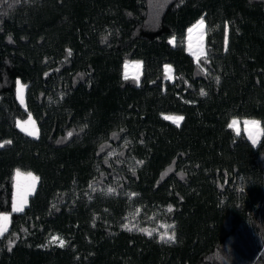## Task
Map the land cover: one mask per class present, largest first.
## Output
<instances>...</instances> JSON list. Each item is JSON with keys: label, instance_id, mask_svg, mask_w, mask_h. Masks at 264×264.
<instances>
[{"label": "trees", "instance_id": "1", "mask_svg": "<svg viewBox=\"0 0 264 264\" xmlns=\"http://www.w3.org/2000/svg\"><path fill=\"white\" fill-rule=\"evenodd\" d=\"M0 145V264H264V0H0ZM18 171L38 182L11 212ZM135 213L175 241L124 230Z\"/></svg>", "mask_w": 264, "mask_h": 264}, {"label": "rangeland", "instance_id": "2", "mask_svg": "<svg viewBox=\"0 0 264 264\" xmlns=\"http://www.w3.org/2000/svg\"><path fill=\"white\" fill-rule=\"evenodd\" d=\"M198 22L189 29L191 31L188 30L186 38V51L196 63H199L200 60L205 58V25L200 27ZM140 74L141 64L138 62H127L123 65V77L125 79L132 78L138 81ZM164 74L168 81L173 80V71L171 69L164 68ZM17 100L19 104L25 109L24 87H22L19 83L17 84ZM164 118L176 126H179L181 123V120L176 119L178 118L177 116H164ZM252 122L253 121L251 120H232L230 122V128H232L237 135L243 133L250 144L255 147L260 141L262 129L260 124L256 125ZM17 126L19 130L27 134L29 137L33 139L38 138V130L32 118L29 117L25 122H18ZM29 132L33 133V135H29ZM254 140L255 143L253 142ZM37 182V179L33 181L32 177H30L27 173L19 172L18 175L17 172H15L11 212L23 211L27 205L28 198L35 192ZM14 203L18 207H22V211H14ZM4 216H7L8 219H3ZM9 216L10 214L8 213L0 214V228L4 229V231L0 233V237L7 231L9 227ZM123 228L127 231L142 233L149 237H155L158 240H161V236L164 233H172V225L163 223L160 219V214L158 213L152 215L140 213L130 214L125 218ZM149 232L151 235H148Z\"/></svg>", "mask_w": 264, "mask_h": 264}, {"label": "snow or ice", "instance_id": "3", "mask_svg": "<svg viewBox=\"0 0 264 264\" xmlns=\"http://www.w3.org/2000/svg\"><path fill=\"white\" fill-rule=\"evenodd\" d=\"M198 25H199L200 27H203V26H204V20H203V18H201V20L198 22ZM189 31H191V30H189ZM169 42H170V43H173V42H174V38H173V40H170ZM69 54H71V53H70V50H69ZM198 59H199V57H198ZM17 83H19V82H17ZM205 94H206V93H204L203 90H202V91H201V95H205ZM176 119H177V120H182L183 117H178V118H176ZM252 123H253V124H256V125L259 124V122H257V121H253ZM230 126H231V125H230ZM28 134H29V135H33V133H31V132H29ZM69 135H71V134H69ZM253 142L255 143V140H254ZM6 143H10V142H6ZM2 146H3V145H0V147H2ZM17 174L19 175V171L17 172ZM28 175H29L30 177H32V180H33V181H35L36 179H38L37 177L32 176L31 173H28ZM13 210H14V211H22V207H18V206L14 203V205H13ZM169 211H171V208H169ZM3 219L7 220L8 217H7V216H4ZM3 231H4V229L0 228V233H2ZM148 235H151V233L149 232ZM57 240H58V238L54 237L53 240H52V242H56ZM161 240H164L165 242H174V241H175V232H174V230L172 231L171 234H168L167 232L164 233V234L161 236ZM59 245L62 247V246L64 245V241H63V240H59ZM9 250H11V248H9Z\"/></svg>", "mask_w": 264, "mask_h": 264}, {"label": "crops", "instance_id": "4", "mask_svg": "<svg viewBox=\"0 0 264 264\" xmlns=\"http://www.w3.org/2000/svg\"><path fill=\"white\" fill-rule=\"evenodd\" d=\"M139 64H141L140 62H138ZM165 68H169V69H171L169 66H166ZM172 70V69H171ZM259 143V142H258ZM258 143H257V145H258Z\"/></svg>", "mask_w": 264, "mask_h": 264}]
</instances>
